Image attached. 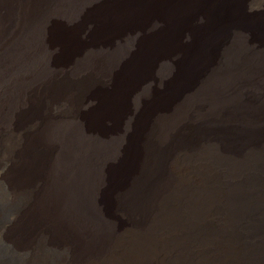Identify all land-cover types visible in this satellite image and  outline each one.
Listing matches in <instances>:
<instances>
[{
    "label": "bare ground",
    "instance_id": "1",
    "mask_svg": "<svg viewBox=\"0 0 264 264\" xmlns=\"http://www.w3.org/2000/svg\"><path fill=\"white\" fill-rule=\"evenodd\" d=\"M219 1L0 0V264H264V49L205 63Z\"/></svg>",
    "mask_w": 264,
    "mask_h": 264
},
{
    "label": "rangeland",
    "instance_id": "2",
    "mask_svg": "<svg viewBox=\"0 0 264 264\" xmlns=\"http://www.w3.org/2000/svg\"><path fill=\"white\" fill-rule=\"evenodd\" d=\"M232 3L237 2L236 7L240 5L241 13L246 15L244 21L237 19L235 21H230L228 23H213L210 21L206 23L204 19L197 22L196 28L199 30V44L202 50L204 51L205 63L206 60L210 59L211 62L219 63V58H213L214 56L221 55L227 49H231L234 45H237L241 41H244L246 44L257 48L264 49V0H229ZM218 4L226 5L229 2ZM210 5L208 4V9H202V12L206 14H211ZM236 7L232 9L231 15L236 11ZM207 9V11L205 10ZM220 12V8L217 6L215 8ZM222 16V14H219ZM238 18V17H237ZM212 32V39L210 35H207L205 31ZM252 34V36H251ZM206 41H211L214 45V50L206 51L205 43Z\"/></svg>",
    "mask_w": 264,
    "mask_h": 264
}]
</instances>
